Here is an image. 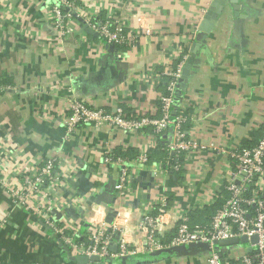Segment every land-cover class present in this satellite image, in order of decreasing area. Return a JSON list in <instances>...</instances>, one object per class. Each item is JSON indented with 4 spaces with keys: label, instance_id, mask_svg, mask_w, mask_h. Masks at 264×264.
<instances>
[{
    "label": "crops",
    "instance_id": "crops-1",
    "mask_svg": "<svg viewBox=\"0 0 264 264\" xmlns=\"http://www.w3.org/2000/svg\"><path fill=\"white\" fill-rule=\"evenodd\" d=\"M69 1L75 10L66 21L68 33L61 36L47 0H0L3 177L22 180L46 159H56L60 184L50 198L52 217L86 234L92 220L88 209L98 205L105 213L99 211L94 220L120 225L136 250L119 256L111 248L113 257L89 264H206L208 251L201 247L146 250L140 221L157 215L162 199L166 228L180 214L200 223L211 217L207 209L222 203L228 151L258 142L264 124V0H239L237 18L226 5L205 42L196 35L211 0ZM85 15L121 24L136 42L110 50L99 36L84 31ZM194 46L198 62L179 112L200 150L183 154L181 171L165 166L164 139L146 164L135 161L137 152L149 149V131L80 125L67 133L74 100L158 118L163 71L188 58ZM105 145L127 159L129 189L122 196L115 190L119 167L103 163ZM62 247L43 221L12 205L0 189V264H76ZM224 252L231 256L230 249Z\"/></svg>",
    "mask_w": 264,
    "mask_h": 264
},
{
    "label": "built area",
    "instance_id": "built-area-1",
    "mask_svg": "<svg viewBox=\"0 0 264 264\" xmlns=\"http://www.w3.org/2000/svg\"><path fill=\"white\" fill-rule=\"evenodd\" d=\"M47 1L50 5L49 13L53 27L61 36L66 35L68 33L66 21L71 19V12L75 10V6L69 0ZM205 12L206 9L203 10V13ZM82 18L85 25L97 33L106 45L131 46L136 42L135 35L126 33L123 26L117 22L90 19L87 15ZM186 60L187 57L184 56L181 62L163 71L164 92L159 98L158 118L136 114L127 116L120 107L107 110L103 107H91L82 100H74L69 104V114L65 121L67 133L73 132L80 125L108 127L126 133L143 134L149 131L151 140L149 149L137 152L135 161L140 165L146 164L149 160V151L156 150L161 139H164L163 150L166 154L164 164L171 172L178 173L182 169L183 154L200 150L198 144L189 138L184 129L187 123L186 117L177 113L178 109L173 114L174 106L177 105L178 108L180 106V102H175V93ZM2 90L3 87L0 86V93ZM167 134L170 137H167ZM2 146L0 139V148ZM227 154L229 165L221 186L224 193L223 204L210 218L208 224L192 227L189 217L180 214L175 217L172 226L166 228L163 216L167 205L165 199H162L158 214L145 215L140 221V227L146 234L144 242L146 250L157 251L190 244H207L209 249L206 264H264V124L255 145L248 147L239 145ZM126 162V158L114 156L109 145L104 146V165L115 164L119 167L115 190L120 196L129 189L130 171ZM56 165L55 158H48L34 170L32 175L22 180L15 179L13 182L3 177L0 167V189L5 191L12 205L25 209L43 221L47 229L71 255L107 259L114 255L111 251L113 244L117 245L119 256L135 254V248L133 249L126 242V231L120 225L113 224L108 227L103 220H94V215L99 211L105 213L104 208L98 205H92L88 209L89 220L92 219V222L89 221L86 234L78 233L75 228L65 223L60 225L52 217L50 198L60 184L59 175L55 170ZM79 234L82 237L80 241L76 238ZM166 235L168 238L165 237ZM116 236L117 239L114 240ZM241 237H246L247 242L238 244L241 245L242 250L235 257L232 255L224 257L214 244ZM252 237H256V242L253 244L250 242Z\"/></svg>",
    "mask_w": 264,
    "mask_h": 264
},
{
    "label": "water",
    "instance_id": "water-1",
    "mask_svg": "<svg viewBox=\"0 0 264 264\" xmlns=\"http://www.w3.org/2000/svg\"><path fill=\"white\" fill-rule=\"evenodd\" d=\"M226 5H230L232 11H233V17L237 18L239 16L240 11V5L239 0H211L209 6L206 9V12L203 16V21L198 26L197 30L198 33L196 35V39L199 41L205 42L207 35L211 32L214 25L217 23L218 19L220 18L221 14L223 13ZM84 31L90 35L98 36L97 33L93 32L91 29L85 27ZM107 47L110 48V50L114 49L113 45H108ZM197 46L192 49L191 55L187 58L181 72V77L178 80L177 84V90L175 93V102L179 103L183 93L186 91L188 79L190 77L191 69L194 63L198 62V58L196 57V51ZM178 109V106H174L173 114H175L176 110ZM96 203H99V200L96 201ZM114 218V214H108L106 218V223L111 224L112 220ZM117 239V236H116ZM247 242L246 237H241L239 239H232V240H226V241H218L215 242V245H219L221 247H227V246H234L238 244H244ZM250 242L253 244L256 242V237H252L250 239ZM193 247H201L203 250L206 249L208 251L209 247L207 244H190L187 246H176L166 249L165 251L173 250V251H179V250H186L191 249ZM112 248L116 250L117 245L113 244ZM64 250L65 256L72 262H75L76 264H89V263H98L100 259L96 256L91 257H85V256H74L71 255L70 252L66 247H62ZM250 250H248L249 252Z\"/></svg>",
    "mask_w": 264,
    "mask_h": 264
},
{
    "label": "trees",
    "instance_id": "trees-1",
    "mask_svg": "<svg viewBox=\"0 0 264 264\" xmlns=\"http://www.w3.org/2000/svg\"><path fill=\"white\" fill-rule=\"evenodd\" d=\"M116 48L117 49H122V50H124V48H126V46L125 45H122V46H116ZM160 89H161V91H162V93L164 92V86H163V82L160 84ZM177 113H180L179 112V108H178V110H177ZM256 143H253V144H251V145H247V144H245V146L246 147H248V146H252V145H255ZM151 151V150H150ZM149 151V152H150ZM127 155H129L128 153H127ZM114 156H121L122 157V155L119 153V152H115L114 153ZM183 158V157H182ZM182 160V159H181ZM222 204H223V202L222 203H220V204H218V205H213V206H211V207H209L208 209H207V213H209V211L210 212H213V215H214V213L218 210V209H220L221 207H222ZM212 215V216H213ZM211 216V217H212ZM211 217H209L208 219H205V220H203V222H197V220L194 218V216H191L190 215V225L192 226V227H194V226H196V225H205V224H208V222L210 221V218ZM194 218V219H193ZM81 234V233H80ZM80 234L76 237L77 238V240H81V236H80ZM163 240V239H162Z\"/></svg>",
    "mask_w": 264,
    "mask_h": 264
},
{
    "label": "rangeland",
    "instance_id": "rangeland-1",
    "mask_svg": "<svg viewBox=\"0 0 264 264\" xmlns=\"http://www.w3.org/2000/svg\"><path fill=\"white\" fill-rule=\"evenodd\" d=\"M240 247H241V245H234V246L220 247V249H218V250L220 251L219 253H223L224 250H226V248H228L231 251L232 257H235L241 253ZM223 255H225V252L223 253Z\"/></svg>",
    "mask_w": 264,
    "mask_h": 264
}]
</instances>
